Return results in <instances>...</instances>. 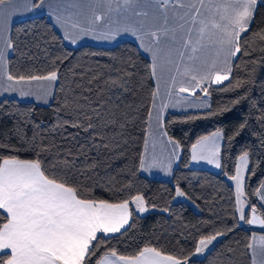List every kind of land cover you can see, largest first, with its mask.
Wrapping results in <instances>:
<instances>
[{"label": "trees", "instance_id": "trees-1", "mask_svg": "<svg viewBox=\"0 0 264 264\" xmlns=\"http://www.w3.org/2000/svg\"><path fill=\"white\" fill-rule=\"evenodd\" d=\"M261 29L264 6H258L249 31ZM10 39L14 48L8 56L7 71L27 76L58 69L59 79L47 105L16 97L0 99V156L36 158L39 149L29 148L35 136V145L51 148L40 153L45 166L54 165L50 169L53 172L66 171L70 183L83 190V198L110 202H131L137 194L145 198L149 211L144 215L133 211L129 222L133 227L126 226L123 234H97L105 243L92 264L108 248L132 255L144 246L188 256V264H251V251L246 246L256 230L246 221L240 223L229 177L235 173L238 157L248 151L249 168L255 174L246 175V194L264 216L263 204L255 194L264 179V42L257 38L247 49L250 55L238 54L233 61L232 78L249 81L243 87L225 91L229 81L212 85L210 107L165 115L164 128L178 142L180 153L172 179L162 180L148 177L140 169L155 83L150 75L151 61L134 41L123 40L111 47H72L46 15L15 21ZM121 83L128 91L119 87ZM202 94L196 91V95ZM237 98L240 102L234 103ZM77 104L92 116L96 128L85 131L72 126ZM93 108L101 112V118L97 119ZM79 119L84 122L83 116ZM217 130L223 133L221 171L191 167V145ZM65 159L71 168L62 163ZM177 188L190 202L175 201ZM4 222L0 210V224ZM217 230L225 235L204 253H195L199 238Z\"/></svg>", "mask_w": 264, "mask_h": 264}, {"label": "snow or ice", "instance_id": "snow-or-ice-1", "mask_svg": "<svg viewBox=\"0 0 264 264\" xmlns=\"http://www.w3.org/2000/svg\"><path fill=\"white\" fill-rule=\"evenodd\" d=\"M40 4L25 3L29 10L42 7ZM154 10L137 11L142 7V0H106L102 8H89L85 14L80 10L63 11L59 6L62 0H57V6L49 3L56 20L65 29V38L76 43L80 36L96 34L100 23L104 31L98 38L112 39L121 32H131L139 35L141 46L152 52L150 75L159 81L161 76H167L164 98L157 104L160 86L157 83L152 93L149 122H156L152 147L156 140L167 136L161 124L164 111L169 107L182 106L188 100L187 93L196 95L197 89L206 96L210 95L212 85H222L229 81L225 91H234L249 81L232 78L233 60L239 55H250L247 50L257 38L264 42V29L256 33L249 31L258 6H264V0H153ZM115 5V7H113ZM69 7L80 9L79 4ZM20 9V0H0V29L8 25L10 17ZM131 11L133 16L141 19H128L122 22L123 14ZM243 37V41H242ZM11 39H7L4 49L0 50V72L4 80L0 87L6 84V91L19 90L21 96L31 93L25 90V85L31 88L33 82L39 93L50 96L53 84L59 79V70H53L45 75H12L7 71L6 52L13 49ZM264 51V47L261 48ZM43 82H47L46 84ZM115 85L116 81H112ZM19 86V87H18ZM128 91L125 83L119 84ZM37 98H42L37 95ZM237 98L234 103H239ZM103 105H101L102 107ZM189 107H210L206 102ZM67 107V102L65 104ZM76 122L73 127H83L85 131L94 129L92 116L82 111L77 104ZM92 111L97 119L101 112L96 108ZM217 114V113H212ZM84 117V122L80 121ZM108 122H114L109 119ZM63 123H69L64 121ZM246 125H241L243 128ZM239 134V133H237ZM223 133L220 130L209 136H201L191 145L193 160H207L220 167V155ZM29 145L32 150L39 149L34 159H20L18 156H0V210L4 212L6 222L0 224V264H92V258L104 245L100 234H115L125 232L133 227L129 221L132 218L130 200L110 202L104 199L83 198V190L78 185L70 183L67 172L57 169L50 171L54 165L45 166L40 159L41 152H50V147ZM172 144V152L177 151L178 142L168 137ZM108 145L106 144L105 147ZM149 141L146 139L144 153L140 166L155 167L158 163L153 152L151 162L148 156ZM18 151V149H17ZM250 153L244 151L238 157L235 174L230 177L235 182L236 204L239 220L250 225L264 226V216H257V208L247 200L245 194V175H254L249 168ZM62 163L71 168V163L65 159ZM177 196L186 193L177 188ZM264 201V179L259 182V192L255 193ZM131 203L139 212L148 211L142 194L131 197ZM245 205L250 209L251 216L246 218ZM264 207V205H262ZM128 226V228H126ZM230 230V229H229ZM224 231H215L202 235L195 247V253L202 254ZM252 242L246 247L251 251V264H264V235L253 236ZM95 241V243H94ZM188 256L166 254L153 246H144L132 255L119 254L116 248H108L96 259L95 264H188Z\"/></svg>", "mask_w": 264, "mask_h": 264}, {"label": "crops", "instance_id": "crops-1", "mask_svg": "<svg viewBox=\"0 0 264 264\" xmlns=\"http://www.w3.org/2000/svg\"><path fill=\"white\" fill-rule=\"evenodd\" d=\"M25 3H27L28 5H30V4L39 5L40 1L38 3H35L34 0H20L19 11H17L15 14H13L10 17V19L8 21V25L6 28L0 29V50L4 49L7 39L10 38V29H11L12 24L15 21L20 20V19H25L28 17H33L36 15H46L51 20L53 26L60 33L61 37L63 38V41L69 46L76 47V46H80V45L90 44V45H95V46L109 47V46L116 45L117 43H119L123 40H131L137 44L139 49L150 59V61L152 63V52L146 50L147 41L145 43V46L142 47L139 35H133L131 32H121L119 35L115 36V38H112V39L98 38V36L105 30L103 22H101L96 34H89V35L80 36L76 40V43H72L71 40L65 38V29L61 26L60 23L57 22L55 11L48 7L49 3H52L53 6L56 7L57 6V0H45L42 7L32 8L30 10L24 6ZM73 3L79 4L81 6V8L80 9H74V8L69 7V5H71ZM105 3H106V0H62V3L59 6L61 7L62 11L64 8H68V11L80 10L86 14L88 12L89 8H91L93 6H95L97 8H102ZM113 7H115V5H113ZM136 10L137 11L154 10L153 0H142V7H138ZM121 19L123 22V21L128 20V19L136 20V19H141V18L133 16V13L131 11H129V12L123 14ZM9 53L10 52L7 50V52H6L7 60H8ZM4 79L5 78L3 77V73L0 72V81H2ZM153 79H154V83H155V89H156L157 83H159V86H160V95L157 98V104H159L160 99L164 98L166 81L168 78H167V76H161L159 81H157L156 77H153ZM36 83L37 82H33L31 88H29L27 85L24 86L26 91H30L31 93H33V94H30L27 96H21L19 93V90L6 91L5 90L6 84H5L4 87H0V99H2L4 97H16V98L24 100V101H33V102L43 104V105L49 104V102L52 101L53 96H54L56 81L53 84L51 95L47 96V97H44L42 93L38 92V89L36 87ZM43 83L46 84L47 82H43ZM198 90L199 89H197V91ZM37 95H40L42 98L38 99ZM181 95L188 96V100L185 101L182 106H177V107L169 106L163 113L161 124L163 125L164 131H166V130L164 128L163 120H164L165 115L168 112L202 110V109H206L208 107H189L188 105L189 104L199 105V104H203L205 102L208 105L211 104L210 97L208 95L206 96L205 94L191 96L187 93H184ZM150 111H152L153 116H155V110L151 108ZM155 127H156V122L154 119H153V121L148 122V130H147L146 139L149 141V149H148L149 163L151 162V157L153 155V152L155 153V156L157 157L158 163L155 167H143V168L140 167V169H141V172L148 177L156 178V179H162V180H170V179H172L173 171H174V169L178 163V160H179V153H180L179 145L177 147V151L172 152L173 145L168 143V137H170V136L167 134L166 137L161 138L163 140V143H161L160 139L156 140V146H155V149H153L152 141L154 139V135H150L149 133H150V131H154ZM172 140H174V139L172 138ZM143 153H144V151H143ZM219 160H220V158H219ZM191 161H192V154H191ZM204 164H205V162L202 163L201 165L200 164H196V165L191 164V167H193V168H205V169H209L212 171H221V166L220 167H210V166L204 165ZM213 166H215V165H213ZM233 187H234V185H233ZM234 190H235V187H234ZM235 192H236V190H235ZM258 192H259V190H258ZM258 199L264 205V201H262L260 199L259 195H258ZM129 207L132 210V212L133 211L135 212V207L131 202H130ZM237 214L239 216V212H237ZM256 215L261 216L258 212L256 213ZM240 223L242 224L241 220H240ZM249 227L256 230L252 233V237L255 236L257 238V243H258L259 237L261 235H264V226L259 225V224H256V225H250L249 224ZM215 242H216V240L213 242V244ZM251 242H252V240H251ZM212 245H210L208 248H210ZM0 251H7V250H0Z\"/></svg>", "mask_w": 264, "mask_h": 264}, {"label": "rangeland", "instance_id": "rangeland-1", "mask_svg": "<svg viewBox=\"0 0 264 264\" xmlns=\"http://www.w3.org/2000/svg\"><path fill=\"white\" fill-rule=\"evenodd\" d=\"M109 47H111V46H109ZM10 50L11 49H8V51L10 52ZM50 103V102H49ZM43 105V104H42ZM47 105V104H46ZM209 135H211V134H209ZM209 135H206V136H209ZM198 140V139H197ZM196 140V141H197ZM222 141H223V139H221V141H220V144L222 145ZM191 154H192V150H191ZM205 162V164L204 165H208V166H210V167H217L215 164H213V163H210V162H208L207 160H193L192 159V161L190 162V166H191V164L192 165H196V164H202V163H204ZM239 161L237 160V163H238ZM250 164V163H249ZM213 165H215V166H213ZM220 165H221V162H220ZM235 174V173H234ZM233 174V175H234ZM247 175V174H246ZM246 175H245V180H246ZM229 181L231 182V184L232 185H234V187H235V182L233 181V180H231L230 179V177H229ZM177 192V191H176ZM234 192H235V190H234ZM245 194H246V187H245ZM246 196H247V194H246ZM235 198H236V192H235ZM247 200L248 201H250V199H249V197L247 196ZM175 201H188V202H190V200L186 197V196H177V194L175 195ZM193 204V203H192ZM193 206H194V204H193ZM147 207V206H146ZM238 205H237V212H238ZM248 210H249V208L247 207V205H245V214L248 212ZM135 211H136V213H138V214H140V215H144V214H146L148 211H149V209H148V211H145V212H139L138 210H136L135 209ZM258 212V211H257ZM251 216V213H250V211H249V217Z\"/></svg>", "mask_w": 264, "mask_h": 264}]
</instances>
